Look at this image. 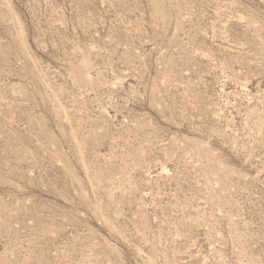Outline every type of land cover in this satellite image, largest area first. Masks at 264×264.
<instances>
[{"label":"rangeland","instance_id":"obj_1","mask_svg":"<svg viewBox=\"0 0 264 264\" xmlns=\"http://www.w3.org/2000/svg\"><path fill=\"white\" fill-rule=\"evenodd\" d=\"M0 264H264V0H0Z\"/></svg>","mask_w":264,"mask_h":264}]
</instances>
